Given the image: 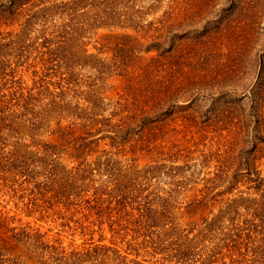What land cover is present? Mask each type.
<instances>
[{"label": "rangeland", "instance_id": "obj_1", "mask_svg": "<svg viewBox=\"0 0 264 264\" xmlns=\"http://www.w3.org/2000/svg\"><path fill=\"white\" fill-rule=\"evenodd\" d=\"M0 264H264V0H0Z\"/></svg>", "mask_w": 264, "mask_h": 264}]
</instances>
